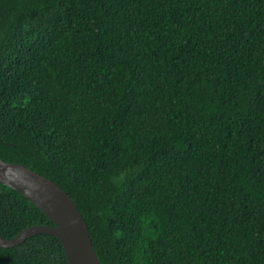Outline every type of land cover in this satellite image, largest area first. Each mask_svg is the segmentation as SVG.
<instances>
[{
    "label": "trees",
    "instance_id": "1",
    "mask_svg": "<svg viewBox=\"0 0 264 264\" xmlns=\"http://www.w3.org/2000/svg\"><path fill=\"white\" fill-rule=\"evenodd\" d=\"M0 158L102 264H264V0H0ZM42 223L0 182L1 236ZM0 264L69 261L39 233Z\"/></svg>",
    "mask_w": 264,
    "mask_h": 264
},
{
    "label": "water",
    "instance_id": "2",
    "mask_svg": "<svg viewBox=\"0 0 264 264\" xmlns=\"http://www.w3.org/2000/svg\"><path fill=\"white\" fill-rule=\"evenodd\" d=\"M0 182L19 191L53 222L30 225L12 238L0 235L1 247H11L35 234L48 233L61 240L69 264H102L83 214L59 184L21 163L1 158Z\"/></svg>",
    "mask_w": 264,
    "mask_h": 264
}]
</instances>
